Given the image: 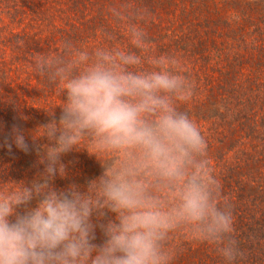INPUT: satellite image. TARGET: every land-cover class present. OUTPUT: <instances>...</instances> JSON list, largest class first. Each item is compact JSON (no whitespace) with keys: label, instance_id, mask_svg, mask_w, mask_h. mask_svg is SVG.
Listing matches in <instances>:
<instances>
[{"label":"clouds","instance_id":"9594fccd","mask_svg":"<svg viewBox=\"0 0 264 264\" xmlns=\"http://www.w3.org/2000/svg\"><path fill=\"white\" fill-rule=\"evenodd\" d=\"M133 41L144 47L142 30L133 29ZM140 64L102 47L35 59L60 103L44 108L50 118L31 130L32 145L20 127L5 139L9 149L34 147L38 167L20 180L0 169V264H173L169 237L182 228L237 264L233 211L220 201L207 140L178 106L193 85L174 55ZM80 149L102 174L58 187L69 175L64 155Z\"/></svg>","mask_w":264,"mask_h":264},{"label":"rangeland","instance_id":"374dc122","mask_svg":"<svg viewBox=\"0 0 264 264\" xmlns=\"http://www.w3.org/2000/svg\"><path fill=\"white\" fill-rule=\"evenodd\" d=\"M247 1L264 11V0H242L245 5L230 8V24L240 20L243 28L232 35L239 39L228 41L226 21L215 9V0H0V169L12 168L11 178L17 180L35 174V148L24 152L13 145L9 149L5 139L14 126L20 127L32 145L31 130L50 118L44 108L60 103L57 86L34 71L35 59L68 57L78 49L91 52L102 47L137 55L140 66L147 69L151 58L174 55L193 85L190 98L178 106L189 113L205 136L208 159L221 186L220 201L227 202L233 211L234 236L242 253L237 264H264V113L259 108L264 106V52L250 49L252 36L258 32L254 23L246 21L247 15L255 12ZM259 14L252 18L264 23V12ZM133 29L145 34L143 48L136 47ZM242 36L250 52L245 50ZM196 38H204L206 44L215 42L207 58V48L196 49ZM226 57L230 63H224ZM213 95L220 110H229L232 102L248 96V107L257 111L249 119L237 121L235 113H241L232 109V115L229 112L227 118H221L220 110L209 102ZM59 113L57 107V116ZM255 118L259 128L253 127ZM83 150L87 149L64 155L69 175L62 180L58 177L59 187L77 181L86 184L92 179L94 172L87 173ZM102 172L100 162L96 177ZM5 184L0 178V186ZM187 232L186 228L178 229L171 235L175 240H169L176 263L189 264L191 259L198 264H224L215 246L190 239ZM188 245L195 250L210 246V256L202 259L196 254L192 258Z\"/></svg>","mask_w":264,"mask_h":264},{"label":"trees","instance_id":"16d2710c","mask_svg":"<svg viewBox=\"0 0 264 264\" xmlns=\"http://www.w3.org/2000/svg\"><path fill=\"white\" fill-rule=\"evenodd\" d=\"M148 1H150V0H148ZM151 1H153V0H151ZM157 1V0H156ZM230 0H219V2H217L216 0H215V2H217L216 4L217 5H215L216 6V10H218V11H221V12H219V13H221V15L225 18V23H226V27H225V32H226V34L227 35H225L226 36V40H228V41H231L232 39H239V38H235V37H232V35L234 34V33H236V32H242V28H243V26L241 25V23H239L240 22V20H234L233 21V23L234 24H230L231 22L228 20V14L230 13V8H232V7H237V8H235V9H238L239 7H241L242 5H245V4H241L240 3V1H242V0H235L234 2H229ZM247 3H248V8H250L252 11H253V9L255 10V12L254 13H260L259 15H263V10L260 8V7H258L257 5H250V2L249 1H247ZM156 4V3H155ZM232 5V6H231ZM239 6V7H238ZM228 10V11H227ZM233 13V12H232ZM254 13H251V14H248L247 15V23L248 22H250V23H254L255 25L253 26V28L255 29V31H257L258 33L257 34H255L254 36H252V38L253 39H251L252 41H253V44L251 45V51L252 52H264V36L263 37H261V38H259V39H257L261 34H263V33H260L261 31H264V23H262V22H259L261 19H254V18H252L253 17V14ZM263 21V20H262ZM249 23V24H250ZM262 23V24H261ZM261 27V28H260ZM261 29V30H260ZM264 35V34H263ZM229 37V38H228ZM228 38V39H227ZM241 39H243V43L246 45L245 47V50H247L248 52H250L249 50H248V48H247V40H245L244 39V36H242V37H240ZM181 39H179V41H180ZM251 40H248V41H251ZM182 41V40H181ZM194 44H195V42H193ZM214 41H210L209 40V42H207V44L205 43V40H204V38L201 40V38H196V44L197 45H199V49L198 48H196L198 51H200V49L201 48H207V54H206V58H207V56H209L211 53H210V46L212 45H214ZM206 44V45H205ZM207 46V47H206ZM194 49V51H196V49L195 48H193ZM264 54V53H263ZM203 55V54H202ZM199 57H200V55H198ZM204 57H205V55H203ZM209 58V57H208ZM222 59V58H221ZM227 59V57L225 58V62H224V60L223 61H221V62H224V63H230V61L228 60H226ZM213 89V88H212ZM211 89V90H212ZM231 93L232 92H230L229 91V93H225V97H227V99L231 96ZM223 94L224 93H222V97L221 98H223V99H225V97L223 96ZM209 96V95H208ZM237 96V95H236ZM233 97H235V95H233ZM216 98V96L215 95H213V97L211 96L210 98H209V102H210V104H212V105H214V106H216V110H220L221 108H219V106L218 105H220L219 104V100ZM228 101H230V99L228 100ZM249 103H251V100H250V98L248 97V96H244V98H243V100H241V101H239V100H236L234 103L232 102V107L230 108V107H228V109L229 110H220V113H221V118H227L228 117V114H229V112L231 113V115H232V109H234V110H238V111H240L239 113H241V115H237V113H235L236 114V120L238 121V120H242L243 118H246V119H249V118H247V117H249L251 114H253V113H255L256 111H257V108H254V107H248V105H249ZM236 104V106L234 107V105ZM262 104H264V103H262ZM231 105V104H230ZM259 108H261V111L264 113V106H260ZM258 108V109H259ZM250 111V112H249ZM234 113V112H233ZM241 118V119H240ZM252 120V119H251ZM253 123H254V126L253 127H255V128H259L260 127V124H259V121L255 118L254 120H253ZM84 151V150H83ZM82 151V156H83V159H84V162H86L87 163V173H91V172H94V174L91 176V178H95L96 177V174L95 173H97V171H98V169H99V166H100V161L94 156V155H90L89 153H88V151L87 150H85L84 152ZM9 166H12V164H10ZM1 169H4V168H1ZM4 171L6 172V176H5V179H7V177L9 178H11V175H13V172L14 171H12V168H8V169H4ZM9 172H11V174H9ZM10 178H9V180H10ZM58 179V178H57ZM56 179V180H57ZM60 179V178H59ZM70 179V178H69ZM60 180H62V179H60ZM57 182V181H56ZM75 183H80L79 181H77V182H75ZM87 183V182H86ZM57 184V183H56ZM57 186L59 187V185L57 184ZM96 236H97V239H96V242L97 243H99L101 240H102V234H101V232H100V230L99 229H97V233H96ZM189 236V235H188ZM175 238H176V236H170L169 237V240L171 239V241H173V240H175ZM188 238H190V239H192L190 236L188 237ZM187 239L185 238L183 241H186ZM188 242V241H187ZM169 247L171 248V250H172V245L170 244V242H169ZM187 247V249L190 251L191 250V252H190V256L192 255V258H193V256L195 257L196 256V254H198V255H200L201 257H202V259H207L209 256H210V254H209V249H210V246H208L206 249H204V250H201V248H199V249H196L195 250V247H193V246H191V245H188V246H186ZM217 251V250H216ZM175 257L177 258V255L176 254H174V260H173V264H180V263H176L175 261H176V259H175ZM189 262V264H198V261L197 260H189L188 261ZM216 264H220V262L218 261Z\"/></svg>","mask_w":264,"mask_h":264}]
</instances>
